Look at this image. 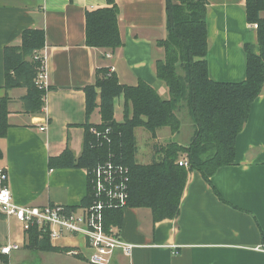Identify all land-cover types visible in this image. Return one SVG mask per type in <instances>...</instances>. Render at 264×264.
I'll return each mask as SVG.
<instances>
[{
	"label": "crops",
	"instance_id": "1",
	"mask_svg": "<svg viewBox=\"0 0 264 264\" xmlns=\"http://www.w3.org/2000/svg\"><path fill=\"white\" fill-rule=\"evenodd\" d=\"M205 1L209 79L242 83L246 78V47L254 56L259 54L257 30L245 16L246 1ZM114 3L119 10L121 47L106 50L89 48L85 43V15L108 7L106 0H0V100L8 98L9 127L0 138V168L7 171L12 200L19 206L76 209L87 196L86 169L49 167V161L66 148L78 158L85 126L100 124L99 109L86 117L84 94V88L96 82L99 71L113 73L121 86L134 87L141 81L162 100L169 98L165 85L155 77V62L163 58L156 42L165 37L164 0ZM259 15L264 19V11ZM32 29L44 32L41 51L48 76L43 112L35 115L24 111L26 89L6 90L3 82L4 48L18 47L22 32ZM261 90L235 141L233 163L217 170L210 182L189 171L176 217L153 222L148 208L126 207L121 211L118 236L135 248L128 258L116 251L111 264H264V253L256 251L264 246V84ZM114 109V119L120 122L122 117L116 116L119 109ZM186 125L185 141L180 137L182 123L177 133L161 128L154 138L140 127L134 130L136 147L139 136L153 143L151 151L147 150L150 156L156 153L155 147L169 142L187 146L194 125L190 119ZM40 127L45 130L40 131ZM137 154L139 165H148L157 157L138 163ZM0 228L7 231L0 245L22 242V232L14 220L0 216ZM46 242L53 251H37L27 241L6 258L9 264H18L14 257L21 258L20 264H89L82 258L81 238H47ZM75 248L82 257L69 254Z\"/></svg>",
	"mask_w": 264,
	"mask_h": 264
},
{
	"label": "trees",
	"instance_id": "2",
	"mask_svg": "<svg viewBox=\"0 0 264 264\" xmlns=\"http://www.w3.org/2000/svg\"><path fill=\"white\" fill-rule=\"evenodd\" d=\"M108 7L87 12L85 15V43L89 48L116 50L121 47L118 34V7L114 0H106ZM247 22L256 24L259 54L254 56L245 49V75L242 83H218L208 76L206 56V6L205 0H164L165 37L156 42L163 50V58L155 62V77L169 92L168 100L144 82L135 87L121 86L113 73L99 71L93 86L84 88L86 117L99 109V125L85 126L84 142L80 156L68 148L58 158L49 161V167L92 170L97 163L106 161L110 154L114 160L128 169L127 207L148 208L153 222L171 219L178 215L182 192L189 171L199 173L210 182L217 170L229 167L235 156V141L247 121L251 104L262 92L264 84V0H245ZM18 47H5L3 52L4 88L26 89L23 98L24 111L41 114L46 91L35 85L38 62L34 59L45 44L43 30H25ZM108 74V75H107ZM99 89L100 104H96ZM123 97V121L113 119V100ZM186 102L190 120L194 125L191 142L179 146L175 142L155 147L157 157L148 165L137 164L134 130L145 129L152 138L161 128L175 134L181 122L175 115L179 104ZM8 98L0 100V138L5 137L8 127ZM109 131V144L97 146L90 129ZM186 154L188 168L177 165L181 154ZM89 194V188H88ZM87 196L82 205L89 203ZM121 211L105 212L104 228L118 227ZM47 238H39L36 230L29 234L27 245L35 250H51ZM55 250V249H54ZM6 259V257L1 256Z\"/></svg>",
	"mask_w": 264,
	"mask_h": 264
},
{
	"label": "built area",
	"instance_id": "3",
	"mask_svg": "<svg viewBox=\"0 0 264 264\" xmlns=\"http://www.w3.org/2000/svg\"><path fill=\"white\" fill-rule=\"evenodd\" d=\"M251 27L255 29L256 24ZM39 63L34 78L38 89L48 90V76L44 66V55L40 50L34 56ZM40 127V131H44ZM90 134L96 139L97 146L109 144V131L103 132L90 129ZM177 165L188 168L187 157L179 159ZM89 188L87 205L76 209L60 205L52 206H19L12 200L8 186V174L0 168V216L6 220L12 219L20 227L23 240L21 243L8 241L0 246V255L9 257L13 251L23 247L32 230H36L39 238L47 237L50 241L56 238L79 237L83 240L85 254L79 248L69 251L74 257H82L89 264H111L116 251L124 257H129L135 248L133 244L123 242L117 232V227L104 228L105 212L122 211L127 207L128 197V169L115 162L114 156L97 163L92 170L87 171ZM256 251L264 253V246Z\"/></svg>",
	"mask_w": 264,
	"mask_h": 264
},
{
	"label": "rangeland",
	"instance_id": "4",
	"mask_svg": "<svg viewBox=\"0 0 264 264\" xmlns=\"http://www.w3.org/2000/svg\"><path fill=\"white\" fill-rule=\"evenodd\" d=\"M173 1V3H176V0H172ZM108 74H111L109 71H108ZM107 74V75H108ZM101 77V75H99L98 76V78H100ZM135 87V86H134ZM96 91V94H98L97 95V97H96V104H97V106L100 104V102H101V100H100V94H99V89H96L95 90ZM123 103H124V100H123V97L121 96V97H119V98H115L114 100H113V109L115 108V106H117L118 107V109H119V111H118V113H117V115L116 116H121L122 117V119H121V121L120 122H117L115 119H114V115L115 114H113V119H114V121L115 122H117V123H121L122 121H123ZM179 106L181 107V109H177V117L179 118V120H180V122L182 123V131H181V133H180V137H181V139H182V141H185L186 139L188 140V137H187V134H188V130L187 129H189L188 127H187V123H189V119H190V117H189V113H188V107H186V102L185 101H183V102H181L180 104H179ZM95 110H96V108H94ZM98 109V108H97ZM114 112H115V109H114ZM176 112H175V114H176ZM120 118V117H119ZM100 121H101V118H100ZM143 129V128H142ZM136 130V129H135ZM183 132V133H182ZM139 138H140V145H139V147L137 148V150L138 151H136V153L138 152V154L137 155H139V157H138V159L136 160L138 163H140V162H148L149 161V159H150V157L153 155V156H155L156 155V153L154 154L153 152H151V156L150 155H148V153H147V150L148 151H151V147H152V145H153V143L151 142V140H148V141H146L145 139H142V136H139ZM137 145V144H136ZM184 156H186V154L184 153V154H181L180 156H179V158L177 159V161L179 160V159H182V158H184ZM156 158V157H155ZM9 231V233L11 234H13L14 233V230H12V232L10 231V230H8ZM6 230L4 229H1L0 228V244H2L3 242H4V240H3V238H4V236H6ZM4 245V244H3ZM0 246H2V245H0ZM14 261H16L18 264H20L21 263V258L20 257H14V259H13ZM9 262H10V260L9 259H4V258H1L0 257V264H9Z\"/></svg>",
	"mask_w": 264,
	"mask_h": 264
}]
</instances>
